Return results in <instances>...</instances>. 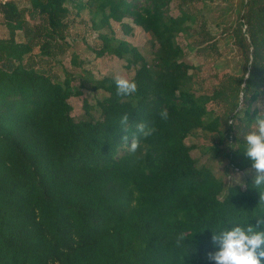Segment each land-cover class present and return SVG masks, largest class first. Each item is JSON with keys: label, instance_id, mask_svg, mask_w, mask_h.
Instances as JSON below:
<instances>
[{"label": "trees", "instance_id": "1", "mask_svg": "<svg viewBox=\"0 0 264 264\" xmlns=\"http://www.w3.org/2000/svg\"><path fill=\"white\" fill-rule=\"evenodd\" d=\"M171 2L28 0L20 10L0 1L10 33L0 37V264H215L213 231L231 228L229 216L257 226L264 188L253 185L243 136L264 114L251 108L264 96V0L239 2L232 38L242 64L210 92L177 41L195 19L182 8L173 16ZM83 14L97 41L89 49L124 61L135 93L117 95L115 77L95 78L74 52L77 70L62 67L73 17ZM125 20L148 36L144 53L116 35L112 23L131 31ZM84 91L100 94L96 115L83 99L87 117L75 120L69 100ZM141 122L156 131L130 153ZM198 135L209 143H186ZM234 172L247 173L243 186L225 179ZM182 231L191 235L177 246Z\"/></svg>", "mask_w": 264, "mask_h": 264}, {"label": "rangeland", "instance_id": "2", "mask_svg": "<svg viewBox=\"0 0 264 264\" xmlns=\"http://www.w3.org/2000/svg\"><path fill=\"white\" fill-rule=\"evenodd\" d=\"M1 1L4 2L6 0ZM240 1L172 0L170 4V13L173 16H177L179 14V8H182L188 11L195 19L188 33L185 35L180 34L177 41L185 52V61L195 67L192 71L196 73L197 79L202 82L204 91L210 92L222 82L226 75L237 72L241 67V52L232 38V28L237 19L236 8ZM13 2L17 4L20 10L28 8V0H13ZM125 21L129 24L131 31L128 34H124L119 24L112 23L116 35L124 38L144 53L147 48L148 36L130 21ZM8 35H10L9 30L5 27L3 17L0 14V37L6 38ZM13 35L17 40L21 39L19 31H12ZM206 38H208V41ZM67 41L71 44V47L59 59L61 60L62 67L68 71L77 70L76 67L70 64V57L74 52L78 55L80 61L83 62V68L89 70L95 78H101L103 76H123L130 79L132 77L133 70L126 69L124 61L113 56L97 58L89 49L96 46L97 41L93 38L86 14L73 17ZM34 51L37 52V50ZM52 71L59 76L63 74L60 65H54ZM98 96L100 94L84 91L81 97L70 98L69 102L72 106L71 114L73 118L79 120L87 117L82 106L83 99L88 100L92 108L90 112L95 116L94 104ZM241 101L242 98L240 95L239 102ZM241 104L245 106L246 101L243 100ZM208 107L213 109L215 114H222L224 109L222 104H218V106L209 104ZM251 108H255L259 113H264V96L259 97L253 102ZM201 142L209 143L201 135L189 137L186 140L188 144ZM193 155L198 156V151H193ZM220 161H213L215 170L218 173L226 170V159ZM246 175L247 173L244 172H234L231 176H225V179L235 182V179L239 177V184L243 186Z\"/></svg>", "mask_w": 264, "mask_h": 264}, {"label": "clouds", "instance_id": "3", "mask_svg": "<svg viewBox=\"0 0 264 264\" xmlns=\"http://www.w3.org/2000/svg\"><path fill=\"white\" fill-rule=\"evenodd\" d=\"M117 95L128 96L136 92L137 85L134 80L123 76L115 77ZM243 94L241 95V98ZM168 110L162 109L160 117L162 120L168 119ZM128 115L121 117V125H127ZM233 123V121H229ZM139 136H134L131 140L128 151L135 153L140 147L142 139H147L156 131L150 124L141 122L136 125ZM127 140V137H123ZM244 153L252 161L251 167L255 169L256 175L253 180L254 187L264 188V114L257 115L254 122L250 125V130L244 134ZM235 183H240L239 177ZM229 187H232L229 185ZM259 211L254 213L256 217V227L248 222L240 224L233 221L229 216L227 224L231 228H219L213 231L212 241L219 245V250L208 254V259L215 264H262L264 260V191H260ZM191 235L189 232L182 231L177 235L176 244L180 246L186 238ZM182 259V258H181Z\"/></svg>", "mask_w": 264, "mask_h": 264}, {"label": "crops", "instance_id": "4", "mask_svg": "<svg viewBox=\"0 0 264 264\" xmlns=\"http://www.w3.org/2000/svg\"><path fill=\"white\" fill-rule=\"evenodd\" d=\"M245 173V172H244ZM247 176V175H246Z\"/></svg>", "mask_w": 264, "mask_h": 264}, {"label": "built area", "instance_id": "5", "mask_svg": "<svg viewBox=\"0 0 264 264\" xmlns=\"http://www.w3.org/2000/svg\"><path fill=\"white\" fill-rule=\"evenodd\" d=\"M1 1V0H0Z\"/></svg>", "mask_w": 264, "mask_h": 264}]
</instances>
